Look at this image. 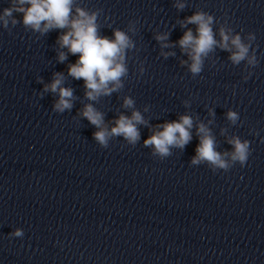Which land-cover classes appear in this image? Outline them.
Here are the masks:
<instances>
[{
	"label": "clouds",
	"instance_id": "9594fccd",
	"mask_svg": "<svg viewBox=\"0 0 264 264\" xmlns=\"http://www.w3.org/2000/svg\"><path fill=\"white\" fill-rule=\"evenodd\" d=\"M186 6V0H174V7L178 11H183ZM16 14H20L19 19ZM102 14L101 8L90 9L82 6L81 0H9V6L0 11V27L11 32L16 25L22 24L26 31L38 33L40 36L60 30L56 41L57 62L64 63L69 55L76 56L77 59L68 64L67 76L63 72H54L50 83H44L43 78L38 77V82L44 83L39 96L43 97L44 93L49 92L56 95L52 111L60 114L70 112L79 98L74 95L72 87L65 86V82L68 77L82 80L84 101L87 102L83 103L78 116L94 126L96 131L92 134L93 140L101 148H108L110 141L118 137L135 147L141 139L139 126L143 125L151 133L144 139V147L151 148L152 156L163 160L172 155L173 148L181 151L185 149L193 139L192 129L195 126L199 143L190 165L206 164L213 172H228L236 164L244 167L251 155L250 141L241 139L238 135L227 136L226 142L232 146V150L217 151V141L209 127L213 120L205 124L198 117L194 121L193 115L185 113L177 120L153 126L143 115L149 111L150 106L145 105L142 113L137 109L135 100L125 95L120 105L124 111H118L116 118L110 123L105 121L106 113L95 105L101 98L111 97L123 90L124 80L129 73L128 53L136 49L132 37L137 33L136 25L139 21L130 20L126 30L112 28V36L109 37L101 34L98 18ZM177 23L186 29L178 41L171 42L168 31L156 32L154 39L159 43L160 55L165 59L175 56L176 53L165 52L163 49L174 48L178 44L181 52L188 57V60H181L180 63L187 66L192 77L203 71L205 60L210 54L216 53L217 49L228 52V60L234 66L242 62L246 69L258 65L256 49L253 47L256 35L253 32L242 37L239 32H234L226 20L221 23L203 10H196ZM188 25H195V33ZM138 71L141 75L145 72L142 63ZM251 74L249 71L243 79L247 81ZM183 103L186 108L190 107L189 101L185 100ZM129 111L130 115L125 114ZM208 115L214 119L215 112L212 108L208 109ZM225 116L231 125H236L240 120L239 113L232 109H228ZM226 133L227 129L221 130V135ZM253 134L259 135L258 132ZM9 235L22 238L24 231L16 228Z\"/></svg>",
	"mask_w": 264,
	"mask_h": 264
}]
</instances>
